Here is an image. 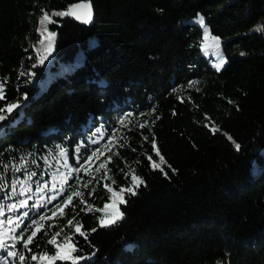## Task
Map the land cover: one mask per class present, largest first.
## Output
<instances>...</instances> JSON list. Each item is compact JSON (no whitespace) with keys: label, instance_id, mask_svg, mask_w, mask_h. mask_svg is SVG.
<instances>
[{"label":"trees","instance_id":"trees-1","mask_svg":"<svg viewBox=\"0 0 264 264\" xmlns=\"http://www.w3.org/2000/svg\"><path fill=\"white\" fill-rule=\"evenodd\" d=\"M81 1L0 0V80L7 78L0 107L20 104L0 121V180L10 185L35 171L33 192L39 180L49 194L62 170L70 174L68 163L80 166L82 157L122 131L128 140L107 179L115 181L114 191L126 187L133 174L127 161L144 180L136 195L125 193L123 218L99 227L98 212L70 206L57 225H45L49 236L74 216L58 242L73 236L80 249L74 255L88 257L79 264H264V30H256L264 26V0H83L93 5V24L54 17L50 59L38 66L29 55L41 49V9L66 10ZM198 16L219 38L215 48L227 61L219 71L204 54ZM190 81H198L197 89ZM129 112L152 123L124 128L118 121ZM148 155L167 176L152 169ZM8 191L0 190V198ZM43 193L46 205L30 216L49 213ZM111 195L106 189L98 204L111 202ZM36 202L35 196L28 201ZM23 211L29 209L6 216ZM77 222L87 241L75 233ZM49 236L38 233L32 252L20 244L14 250L35 264L31 255L55 251L45 243Z\"/></svg>","mask_w":264,"mask_h":264},{"label":"snow or ice","instance_id":"snow-or-ice-1","mask_svg":"<svg viewBox=\"0 0 264 264\" xmlns=\"http://www.w3.org/2000/svg\"><path fill=\"white\" fill-rule=\"evenodd\" d=\"M42 15L39 17L38 24L40 26L39 32L40 35L45 37L47 40L46 45V54L50 55L51 51L53 49L56 32L50 31L48 28V25L57 23L56 20H54V17H73L77 20H79L82 23H89L92 20V11H91V3L90 2H80L76 3L74 5H70L66 10H60V11H52L51 13L45 11L44 9H41ZM196 23H198L202 28H205V34H204V40L211 39L216 46H219V38L210 36V34L206 30L205 20L202 16H198ZM257 31L264 30V26L258 27L256 29ZM46 34V35H45ZM241 55H244V53H241ZM41 62H43V57L41 58ZM227 61L221 56L218 63L215 65L216 70L219 71L223 65ZM23 75V73H21ZM198 81H190L189 87H192L193 85L197 84ZM6 84H7V78H3V80H0V100L6 99ZM27 98L26 95L24 97ZM183 102V101H181ZM228 103H233L232 101H228ZM20 107V104L17 103H8L4 107H0V121H4L7 117L3 114L5 112L11 113L14 109H18ZM133 113L129 112L124 115L118 122L124 126L127 127L125 124V120H127L129 117H131ZM158 118V117H157ZM206 127L208 125H205ZM103 125H101V128ZM139 127L141 129L147 127V122L140 123ZM100 129H97V132H99ZM231 139V138H229ZM145 141H148V137H144ZM234 147L237 151L240 150V145L235 143L233 141ZM151 146L153 151L155 152V155L160 158L161 162H164V158L160 155L159 150L156 146L155 139L153 138L151 141ZM107 147V146H106ZM57 148H60L59 155L60 157H66L67 151L61 146H57ZM111 150V149H109ZM99 149L93 151L91 154L82 157L84 164H87L90 162L93 157L97 155V152ZM135 151V149H133ZM76 152H79V148L76 149ZM114 155H119V153H114ZM147 159L151 162V167L153 170H160L162 174L167 176V173L164 171V169L161 167L159 163H156L153 161V157L151 155L147 156ZM112 161V156H108L105 162L100 163L99 167L96 168L97 172H100L101 169H105L106 164L110 163ZM77 163H80V160L77 161ZM65 164H67V161H65ZM84 164H81L80 167L82 168ZM170 167V166H169ZM24 168V165H21L20 167H17L14 169L15 172L21 171V169ZM73 172H79L80 168L71 169ZM111 171V169H107L104 172V176L107 177L108 173ZM123 171V169H121ZM174 171V170H173ZM37 176V173L35 171L29 172L26 180L16 179L10 183V185L3 180H0V190L10 188V191L5 193V196L0 199H12L13 202L10 204H5L3 202H0V218H4L7 213H16L20 212L21 209L27 208L29 211H23L19 216H12L8 215L6 219H0V252L4 254V259L0 260V264H8L7 258H15L18 259L19 264H26V261L28 258L22 253L18 252L14 249H16L17 245L20 244L23 249L27 250L28 252H32L33 249L29 247V245L36 244L37 247H39V244L36 243L35 237L38 233L44 232V236H49L48 231L44 230V225L41 224V221H45L46 219H51L52 217L57 216V211H59V214L61 217L65 215L64 208L68 206H72L73 212L76 210V205H73V199L74 197H82V193L80 191H77L75 189L74 185H69L68 189H64V184L67 183V180H64L61 182L60 189L53 188L54 191H60L61 195L64 197L59 203L55 205V208L50 210L51 211V217H46V215H39L38 219L33 218L30 216V210L32 208H36L37 210L44 207V204L42 202V196L38 194H42L45 189L47 188V184H44L43 186L40 184V181H36V189L35 192H33L32 187L30 186V182L32 181V178ZM115 181H113V184ZM20 186V190L17 191V186ZM141 185H144V180L139 177L138 175L133 174L130 177V183L125 187L121 186L119 187L118 191H114L112 187L108 186L107 184L104 185V187L107 189L109 193H111L110 197V203L106 202L103 204V209H113V213L111 214L110 219H105L102 217H98L99 221V227H108L111 224H115L119 219L123 218V213L119 210L120 204H126L127 200L125 199V193L130 194L132 196L136 195V189H138ZM84 187H87V184L84 185ZM91 195V193H89ZM33 196L36 197L37 202L29 205L28 201ZM16 197H24L23 199H15ZM57 197L55 195L48 198V202H51L52 200H56ZM79 204H83L87 206V209L91 210V205H87V201L84 199L79 200ZM100 210V209H98ZM80 211H85L84 208H81ZM78 215V213H76ZM27 219L28 223H24V220ZM75 217L68 219L66 222V226L71 228L73 226V220ZM8 225V230L5 231V226ZM49 227H54V225H50ZM83 225L79 222L75 224V233L79 234L85 241L88 239V233L86 231H82ZM16 229H21L19 234H16ZM65 228L61 227L58 231L52 233L49 238L45 241L46 244L52 245L55 249L54 252H41L39 255L33 254L30 256V260L33 262L38 261L39 264H55L57 260L62 262H68V264H79V261L86 260L88 257L80 256V255H74V253L80 251L79 248H77L78 242H73V236L71 235H64L63 241L58 242V238L61 237L62 233H64ZM91 231H96L95 228L91 229ZM7 237V239H6ZM8 240L13 241V243L9 244ZM95 253H93L94 255Z\"/></svg>","mask_w":264,"mask_h":264},{"label":"rangeland","instance_id":"rangeland-1","mask_svg":"<svg viewBox=\"0 0 264 264\" xmlns=\"http://www.w3.org/2000/svg\"><path fill=\"white\" fill-rule=\"evenodd\" d=\"M40 33V32H39ZM46 35V34H45ZM40 37V51L37 48V50H32V54L29 55L30 58L35 57L36 61H37V65H43V66H47V63L49 61V56L45 53L46 52V45H47V40L45 39V37L43 36H39ZM215 43L209 39L205 42V51L204 54L206 55V57L210 58L211 64L214 68L215 65L218 63L219 59L221 58V52L215 48ZM43 57V62H41V58ZM21 73H23V75L28 76V70L23 68L21 70ZM34 71H31V76L30 79L32 81H34ZM50 74V73H49ZM22 75V76H23ZM190 89H197V84L193 85L192 87H189ZM17 109H14L12 112L16 111ZM147 122V127L148 128L149 125L152 123V119H150V117L147 116H143V115H139V116H134L132 115L131 117H129L127 120H125V124L127 125V127H129L130 125L135 127L138 126L140 123H144ZM124 127V126H122ZM124 127V128H127ZM143 128V129H145ZM139 129H141L139 127ZM148 135L144 134L143 135V139L140 142V146L143 148L144 145V137ZM128 140V136L124 135L122 131L119 132V134L112 136L107 142L102 143V146L99 149V151L97 152V155L95 157H93V159L88 162L87 164H84V166L81 168L80 166H76L73 165L72 163H68L69 166V170H70V174H68L66 171L62 170V172L60 173V176L58 178H56L53 181V184L48 188L49 194H47V192L43 193V199L47 201L48 204H50V207H48V211L41 213L40 215H46V217H51V211L52 209L55 208V205L57 203H59L62 199H64V197L61 195L60 191H54L53 188L55 187V189H60V185L61 182L64 180H67V183L64 184V189H68L69 185H74L75 189L77 191H80L82 193V197H74L73 199V205L79 206L80 208H84L86 213H95L98 212V214L96 215V219L95 221L97 223H99L98 221V217H102L105 219H110L111 214L113 213V209L109 208V209H103V204H98L99 199L101 198V195L105 193L106 188L104 187L105 184H107L108 186H112L113 185V178L107 179V177L104 176V172L107 169H110V166L112 163L115 162V157L116 155H114V153H119L120 148L123 146L124 142ZM101 142V141H100ZM107 146V147H106ZM111 149V150H109ZM108 156H112V161L110 163L106 164L105 169H101L100 172L96 171V168L99 167L100 163L105 162ZM125 166L126 168L130 169V171H133V166L131 163L125 161ZM75 168H80V171L77 172H73L71 171V169H75ZM130 174L127 173V176H129ZM87 184V187H84V185ZM89 193H91V195H89ZM55 195L57 197L56 200H52L51 202H48V198ZM80 199H84L85 201H87V205H91V210L89 211L87 209L86 205L83 204H79V200ZM110 203V202H108ZM33 204V203H32ZM46 204H44L45 206ZM70 207V206H68ZM66 207L64 208V213L66 212ZM100 209V210H98ZM11 215V214H9ZM8 216V215H7ZM6 216V217H7ZM39 217V216H38ZM37 216H33V218L38 219ZM61 216L59 214V211H57V216L52 217L51 219H46L45 221H41L40 223L44 225H57L59 223V220ZM25 223V220H24ZM8 225L5 226V231L8 230ZM66 227V225L64 226ZM19 233V230L16 229V234ZM7 239V237H6ZM8 243L11 244L13 243V241L8 240ZM35 264H39L38 261L35 262Z\"/></svg>","mask_w":264,"mask_h":264},{"label":"water","instance_id":"water-1","mask_svg":"<svg viewBox=\"0 0 264 264\" xmlns=\"http://www.w3.org/2000/svg\"><path fill=\"white\" fill-rule=\"evenodd\" d=\"M81 2H82V1H81ZM83 2H89V1H83ZM78 3H80V2H78ZM90 3H91V2H90ZM91 11H92V20H91V22H89V23H82V22H80L79 20H77V19H75V18H73V17H66V18H68V19H70V20H73V21L79 23V24L82 25V26H91V25L93 24V22H94V8H93L92 3H91Z\"/></svg>","mask_w":264,"mask_h":264}]
</instances>
